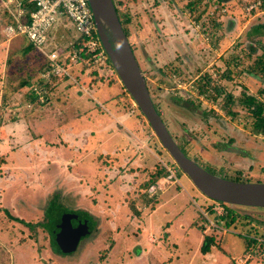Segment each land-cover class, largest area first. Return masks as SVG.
<instances>
[{"label":"rangeland","instance_id":"1","mask_svg":"<svg viewBox=\"0 0 264 264\" xmlns=\"http://www.w3.org/2000/svg\"><path fill=\"white\" fill-rule=\"evenodd\" d=\"M246 1L253 0H202L190 8L186 5L188 0H132L131 6L117 8L121 15L130 12L136 17H145L142 23L137 20L136 26V30L144 28L140 31L142 36L134 33L133 26L129 40L151 98L172 136L177 138L176 143H181L205 169L218 172L224 178L232 179L233 172L241 171L250 182H264V135L252 129L253 116L247 115L246 107L238 102L245 91L235 83L224 85L225 91L232 92L237 99L235 115L218 103L215 108L212 100L190 93L188 84L196 87L198 93L195 79L206 70L218 80H225L220 76L224 74V56L216 58L220 65L206 66L216 50L213 37L222 31L221 25L226 30L231 28L228 27L231 18L222 19L223 16L238 15L237 32L242 21L254 18L256 10L246 13L243 7ZM261 2L258 11L263 10V14L257 15L260 25L249 23L246 35L264 32V0ZM221 3L226 7L225 12L218 8L224 7ZM3 11L0 7V18L6 15ZM194 23L200 25V31ZM177 25H182V31H189V36ZM78 36L72 20L64 14L49 29L42 48L64 49ZM178 36L187 37L189 54L199 51V62L192 64L191 56L178 59V51L172 47ZM25 41L19 36L14 42L22 46ZM236 49L237 56L229 66L235 67L244 58L240 56V49ZM12 50L9 58L13 63L7 74L2 72L4 58L0 57L3 92L0 126L4 121L15 122L19 111L20 124L25 127L28 122V129L18 134L19 140L15 127L8 131L7 139L0 138V264H264V207L223 204V214L211 211L215 202L176 166L111 69L107 70L97 61L90 65L77 64L72 68L75 83L68 86L70 97L50 92L48 83L49 94L44 101L28 109L23 103L28 98L26 87L38 76V64L44 63L43 52L34 48L27 53L28 49L24 48L15 49L14 54ZM28 58L31 65L27 64ZM185 61L189 63L183 68ZM198 71L201 72L197 74ZM95 72L106 78L90 82ZM30 73L33 75L25 86L15 90L10 77L24 78ZM173 75L187 82V86H176ZM2 79H6V85L1 83ZM51 79L54 82L60 78ZM231 80H236L232 74ZM79 88L81 94H78ZM119 93H123L118 97L120 111L128 117L107 128L112 118L110 112L119 113L113 111L110 98ZM183 101L188 103L183 105ZM42 132L43 138L39 137ZM104 139L108 140L102 143ZM231 141L235 146H242L246 151L241 152H246L251 161L260 157L257 167L235 168L226 152ZM100 159L108 162L102 163ZM158 169L165 174L145 186ZM158 184L161 191L156 189L149 197L148 189ZM94 185L95 190L91 192L86 187ZM72 186L81 188V195ZM134 188L136 200H128ZM128 189L130 192L126 195ZM67 195L76 197L78 204H73ZM158 195L152 210L146 201ZM133 208L140 212L141 219L135 217ZM61 222L87 229L76 249L69 253L60 252L53 245L50 230L53 232ZM203 234L212 239L208 253L204 254L199 249ZM195 238L199 239L198 243ZM157 240L162 248L156 250L155 245L150 248L149 242ZM110 243L113 245L109 249ZM164 248L170 257H164Z\"/></svg>","mask_w":264,"mask_h":264},{"label":"water","instance_id":"2","mask_svg":"<svg viewBox=\"0 0 264 264\" xmlns=\"http://www.w3.org/2000/svg\"><path fill=\"white\" fill-rule=\"evenodd\" d=\"M100 42L124 89L130 94L161 145L176 165L205 196L225 203L264 207V182L236 181L209 172L186 155L167 129L156 109L143 72L120 24L112 0H88ZM80 225V224H79ZM84 225V224H83ZM85 226V225H84ZM87 231L61 222L54 239L62 252L76 249Z\"/></svg>","mask_w":264,"mask_h":264},{"label":"crops","instance_id":"3","mask_svg":"<svg viewBox=\"0 0 264 264\" xmlns=\"http://www.w3.org/2000/svg\"><path fill=\"white\" fill-rule=\"evenodd\" d=\"M129 4H130L129 6H131V3H129ZM0 7L2 10H4L6 12V15L4 17L0 18V23H1L0 26H2L1 27L2 40H0V57L3 56V58H4V62L1 65L3 67L2 72L5 71V74H7L8 68L11 67V64L13 63L11 61V58H9V54H10L11 50L13 49L12 52L14 53L15 49H17V50H22L24 48L27 49L29 47L28 45H30V42L28 41V39L24 35L13 36V37H10L9 39L7 38V36L4 34L3 28L9 22L10 13L7 10V8H5L3 0H0ZM262 12H263V10H261L260 12H254V14H253L254 18L253 19H249V20L247 19L245 21H242V23L240 24L239 32H237V30H238V15L236 14L237 16H233V15L223 16L222 19H224L226 17H228V19L231 18L229 20H230V23L232 21L234 22L233 27L229 30H226L225 27H223V25H221V27L223 29H222V31H219L217 34V36L220 38H215L214 42H212L213 47H215V49H216V50H213V52H214L213 54L211 53V56L212 55L214 56L213 60L212 61L210 60L211 62L209 61V63L206 65L207 68L209 67L210 64L220 65L221 63H219V61L216 60V58L220 57V59H221V56L222 57L224 56L223 57V65H224L223 69L225 68V70L228 72V74H226V73L224 74L225 80L223 79L221 81V83L224 84L225 86H231L232 83H235V86L237 85L238 88H241L242 90H244L245 93L254 94L255 96L258 95V90H260L264 87V32H257L254 34L248 33L246 35V29H247L249 23L256 24V23H258V21L260 23L261 19L257 15L261 14ZM136 18L141 23L144 22V19H145V17H143V16H138ZM181 23H183V22L181 21ZM259 23L257 25H260ZM177 26H178L179 30L182 31V28H183L182 25H177ZM142 29H144V28L138 29L135 32L134 31L133 32L135 34H137L138 36H142V33L140 32ZM232 29L233 30L235 29V31L237 33L235 31L233 33ZM182 33L185 36H189V34H188L189 31H182ZM19 36H23L26 39L25 43L22 46L18 45L17 42H14L16 39H18ZM198 38L200 39V36ZM185 41H188L187 37H184V36L179 37L178 36L176 38V42L174 45L171 44V41H169V43H170V45H172L173 48H175V50L178 51V54L176 55L178 57V59H184L185 57H188L187 59H189L191 56V60H189V61H191L192 64L194 62H199V58H201L199 56L200 53H198L199 51H196V52L192 51V53L189 54L188 51H186L187 50V48H186L187 44ZM236 47H238L240 49V56H242L244 58H241L240 61H237L238 58H236V61H237L236 66L235 67H234V65L229 66L228 64H231V63L233 64V57L237 56ZM4 53H6V56L4 55ZM260 57H261V59H260ZM26 61H27V59H26ZM29 62H30V58H28L27 64H29ZM188 63L189 62H186V61L183 62L182 67L184 68L186 66V64H188ZM260 63H261V65H260ZM29 65H31V64H29ZM205 68L206 67H203V69H205ZM199 72H201V71H198L197 74ZM231 74H232V76L234 75V77H236V80L234 82H232V80H231ZM26 75H28V74H26ZM213 77H215V76H213ZM10 79H11V85L14 87V89L20 90L17 88H18L19 82H21V77H18V76L14 77L13 76V77H10ZM17 79H19V80H17ZM68 80H71V79H65V80L56 79V80H54V82L51 80L50 84L51 83L52 84L50 85V87L52 88V91H50V92H56V93H60L63 96L70 97L68 86L70 84H74L75 82H72L73 80H71V81H68ZM238 82H240V83L238 84ZM1 83L3 85H6L7 84L6 79H2ZM253 89H255V92H253ZM26 91L28 93L27 94L28 98L26 100L24 99L23 103H25V106L28 109H32L34 106L33 104H40L39 102H42V101L33 100L32 96L30 95V93L27 90V87H26ZM81 92H82V90L79 88L78 94H81ZM1 96L3 98L2 86L0 85V98H1ZM110 101H111L113 111L116 110L119 113L114 115L112 111L110 112L109 116H110V118L112 117L113 119L111 118V120L106 124L105 127H107V128H111V126L115 125V123L119 124V122H122L121 118L124 120L128 117V115H126L124 113V111H120V108H119L120 105L118 104L117 99L110 98ZM28 102L31 103V106L26 105ZM0 105H1V101H0ZM100 106H101V108H103L102 104H100ZM18 112L19 111H17V113H16L17 118H16L15 122L14 121L13 122L12 121H8V122L4 121V123L0 126V138L7 139L8 131H10V129L15 127L16 128V135L15 136H17V137L19 136L17 138V140H19L20 135H18V134H21L26 128L28 129V122H27V124L24 122L26 124L25 127L23 126V123L20 124V115H18ZM115 120H117V121L115 122ZM11 123H13L14 125H12ZM15 123H16V125H15ZM82 130L83 129H81V131ZM92 133H93V131H92ZM39 135L40 134H38V136ZM39 137L43 138V132L41 133V136H39ZM26 140H28V139H26ZM106 140H108V139H106ZM106 140L105 139L102 140V143H105ZM230 146H231L230 150L228 151V153L230 155L229 159H232L231 164L233 163L236 168L237 167L242 168L243 166H246V167L255 166V167H257V162H258L257 160L246 161L245 159H241L239 157L241 159L240 160L237 157V155L233 153V151H235V150H233V147L235 146L234 142L232 144H230ZM106 155H108V153ZM54 160L55 159H53L52 161H54ZM258 160H259V162L261 161L260 157ZM100 161L102 163L108 162L107 160L103 161L102 159H100ZM79 182H81V180H79ZM122 184H125V183L122 182ZM129 186H131L130 182H129ZM86 187L89 188L90 192L95 190V185L90 186V187L86 186ZM72 188H78L79 190L77 192L76 191L75 192L77 194L81 195V193H80L81 188H79L78 186H75V187L72 186ZM124 188L121 192H124ZM129 192H130V189L125 190L126 195H128ZM132 192H134V193H133L132 197L128 198V200L130 198H132V199L135 198L134 197L135 192L137 194V191H135V188H134V190H132ZM81 198H82V196H81ZM124 200H125V198H124ZM143 208H141L140 210L142 211ZM139 215L141 216L140 213H139ZM129 220L130 219H128L127 225H129ZM148 233H151V232H148ZM149 239H151V238H149ZM200 239L202 240V237H200ZM195 240H196V238H195ZM196 241L198 243L199 239L197 238ZM150 244H152L150 248H155V246H156V250L162 248V245H160L158 243V240H157V242H154V243L149 242V245ZM173 245H175V242L173 243ZM165 251H166V248L163 249L164 257H170L169 253L167 254V252H165Z\"/></svg>","mask_w":264,"mask_h":264},{"label":"built area","instance_id":"4","mask_svg":"<svg viewBox=\"0 0 264 264\" xmlns=\"http://www.w3.org/2000/svg\"><path fill=\"white\" fill-rule=\"evenodd\" d=\"M28 5H25V2ZM5 8L10 13L11 20L4 26V34L9 39L17 35H24L32 46L43 52L45 67L38 73L35 80H30L27 90L35 101H44L48 94L47 84L51 82L52 77H62L75 80L72 73L73 66L80 64L85 55H91L98 63L105 62L106 54L99 40L92 10L88 0H3ZM261 0H253L244 2L243 7L246 13L259 12ZM222 4V3H221ZM223 5V4H222ZM127 3L124 1L121 7L125 8ZM224 6V5H223ZM221 12H225L226 7H218ZM60 13L66 14L73 22L75 30L79 33L81 41L72 44L70 52L65 53L63 49H52L46 51L42 46L47 41L48 31L57 21ZM197 31H200V25L194 23ZM200 28V29H199ZM109 70V69H107ZM173 83L187 86V82L175 78L173 75ZM194 82V81H193ZM190 93L198 94L196 87L191 85ZM179 87V86H178ZM203 98V96H200ZM133 105L135 104L132 101ZM216 102L213 106L216 108ZM27 106H31L28 102ZM136 105V104H135ZM158 189L161 191L160 185L152 186L148 189V196L151 197ZM210 210L223 214L225 212L223 203L218 200Z\"/></svg>","mask_w":264,"mask_h":264},{"label":"trees","instance_id":"5","mask_svg":"<svg viewBox=\"0 0 264 264\" xmlns=\"http://www.w3.org/2000/svg\"><path fill=\"white\" fill-rule=\"evenodd\" d=\"M112 1H113L114 5H115V9H116V12H117V15H118L120 24H121V26L123 28V31L125 32V35L127 36L128 40H129L130 39L129 36L133 32V29H132L133 26L135 27V31H136V26L138 25L137 18H136V16L132 15L130 12H125L123 15H121V13L119 12V10H118L117 7H120L121 4L125 1L127 3V6H126V8H127L130 5L129 3H131L130 1H132V0H112ZM117 1H118V5H117ZM24 2H25V5H28V4H26V1H24ZM201 2H202V0H188V2L186 3V5L188 7H190V8H192L193 6H195L196 4H199ZM193 12H194V10H191V13H193ZM62 15H64V14L63 13H60L59 16H62ZM198 19L199 18H197V20ZM10 20H11V17L9 18V21ZM233 24H234L233 21L231 23L229 21V24H228L229 26L228 27H231L232 28L233 27ZM213 38H220V37H218L216 34H214V37ZM80 41H81V38H80V35H79L78 38L73 39L72 42H70L67 46H65V48L63 49V51L65 53L70 52V49L72 47L71 45L72 44H75V43H78ZM129 43H130V46L132 48V51H133V53L135 55V58H136V60H137V62L139 64V59H137V57H136V54L134 52V47L132 46L130 40H129ZM28 46L29 47L27 48L28 49V52L27 53H29L32 50V48L34 49V47L32 46L31 43ZM83 59L84 60H82V62H81L83 65H90L93 61L94 62L96 61L95 59H93L91 57V55H88V54L85 55L83 57ZM260 59H261V57H260ZM27 62H28V59H27ZM103 65H105L106 69H111V71L114 72V74L116 75V73H115V71L113 69V66H112V64H111V62H110V60H109L108 57H106L105 62H104ZM260 65H261V63H260ZM139 66H140V64H139ZM44 67H45V61H44V63H39L38 64V69L36 70V72L39 73ZM140 68H141V66H140ZM223 70L222 71L224 72V74L225 73L228 74V72L225 70V68ZM159 71L160 70L157 69V72H159ZM224 74L222 73L220 76L224 77ZM31 75H33V73H30V74L26 75L24 78H21V82H19L17 89H21L27 83V81L31 77ZM102 77L104 78L105 75L104 74H99L98 72H95V73L92 74V79H90L89 81L92 82V83H94V82H96L98 80H101ZM116 78H117L116 80H118V76ZM60 79H64L65 80L66 78L60 77ZM146 84H147V81H146ZM195 84L198 87V93H199V94H196L197 97H199L202 94H204V95H202L203 97H205V98H207L209 100H212V101L220 104L221 107L224 110H226V112H228L230 114H235V115L238 113V111L236 109H234L235 105L237 104V99L235 98L234 94L232 92L225 91L224 84H222L221 81L218 80L217 77H213L212 76V73L210 71L208 72V70H206V71H203L201 74H199L198 77L195 79ZM48 87L50 88V84L48 85ZM92 88H93V86H92ZM123 88H124V86H123ZM124 91H125L124 93L127 94V96H129L130 99H132V97L130 96V94L125 89H124ZM48 94H49V92H48ZM119 95L122 97L123 96V93H122V95L119 93L117 95V97H115V99H117V101L121 99V98L118 99ZM238 102L241 103L243 106L246 107L247 115H252L253 116L254 120L252 122V125H253L252 129L254 131H256L257 133H261V134L264 135V87L259 90L258 97L255 96V95L248 94V93H243V99H240ZM183 103H184L183 105H186L188 103V101H183ZM154 105H155L156 109L158 110L159 114L161 115V113L159 111V108L156 106L155 103H154ZM136 108L139 111V114L141 116H143V114L140 111V109L138 108V106ZM165 125L167 127V124L166 123H165ZM167 129L169 130L168 127H167ZM169 132H170V130H169ZM170 134L172 135L171 132H170ZM172 137L176 141L177 138L176 137L174 138V136H172ZM178 145H179V147L181 148V150L186 155H188L192 159H195V157L191 156L187 152V150L185 149V147L181 143H179ZM164 174H165V172L163 173L162 169H158L155 173H152L150 175V179L144 185L148 187L151 182L156 181L160 176H163ZM243 177L244 176H242V172L241 171L240 172L238 171L236 177L234 176L232 178V180H236V181H249L248 178L245 177L243 179ZM138 197L140 198V194H139ZM158 197H159V195L156 196L150 202L149 201H146L147 202V205L149 204V208L150 209L155 208V203L157 202ZM68 198L71 199L70 201L73 202V204H75V205L78 204L75 201V199L77 200V198L74 199V198L69 197V196H68ZM73 200L75 201V203H74ZM134 200H136V199H133V201ZM131 210L135 213V215H136L137 218H139V219L142 218L139 215L140 212H138L135 208H133ZM10 216L13 219L18 220L16 218H14L12 215H10ZM21 220H22L23 223L27 224V221L25 222L23 219H21ZM21 220H19V221H21ZM197 224H198L199 228L202 230L200 224L199 223H197ZM50 233L53 234L52 235V238L54 240V244L53 245L60 252H62L60 250V248L58 247L57 243L55 242V239L53 237L54 236V232H52L50 230ZM211 241H212V239H211V237L209 235H207V234H203L202 235L201 245L199 247L201 253H203V254L204 253H208V250H209L210 245H211ZM112 245L113 244L110 243L109 249L112 248ZM63 253H65V252H63Z\"/></svg>","mask_w":264,"mask_h":264},{"label":"flooded vegetation","instance_id":"6","mask_svg":"<svg viewBox=\"0 0 264 264\" xmlns=\"http://www.w3.org/2000/svg\"><path fill=\"white\" fill-rule=\"evenodd\" d=\"M227 140H229V139H227ZM231 140V139H230ZM229 140V141H230ZM229 144H232L233 143V141H231V142H228ZM227 144V143H226ZM233 150H235V151H233V153L234 154H239V155H241V156H237L238 158L240 157L241 159H245L246 161H251L245 154H246V152H244V151H246L242 146H234L233 147ZM241 150H244L243 151V153L241 152ZM224 152H225V150H224ZM226 152H228V151H226ZM239 158V159H240ZM240 159V160H241ZM257 161H258V159H256ZM244 161V160H243ZM254 161V160H253ZM253 163V162H252ZM231 165V164H230ZM205 168V167H204ZM236 168V167H235ZM237 168H239V167H237ZM209 169V168H208ZM209 171V170H208ZM209 172H211V173H214V174H216V175H218V176H224V175H222V174H219L218 172H215V171H209ZM236 175H237V172H233V175H232V177H236ZM245 177H247V176H245ZM59 225V224H58ZM58 225H56V227H55V230H57V227H58ZM54 230V231H55ZM53 231V232H54ZM54 237V236H53Z\"/></svg>","mask_w":264,"mask_h":264},{"label":"clouds","instance_id":"7","mask_svg":"<svg viewBox=\"0 0 264 264\" xmlns=\"http://www.w3.org/2000/svg\"><path fill=\"white\" fill-rule=\"evenodd\" d=\"M100 40V39H99ZM129 41V40H128ZM102 45V44H101ZM103 47V46H102ZM104 49V48H103ZM105 51V50H104ZM105 54H106V52H105ZM106 57H107V54H106ZM118 80H119V78H118ZM120 81V80H119ZM133 100V99H132ZM134 101V100H133ZM136 104V103H135ZM202 166V165H201ZM178 167V166H177ZM179 168V167H178ZM180 169V168H179ZM181 170V169H180ZM242 176H244V174L242 173ZM245 177V176H244ZM212 199V198H211ZM212 200H215V199H212ZM218 201H220V200H218ZM221 202H223V201H221ZM223 203H225V202H223ZM226 204H229V203H226Z\"/></svg>","mask_w":264,"mask_h":264}]
</instances>
